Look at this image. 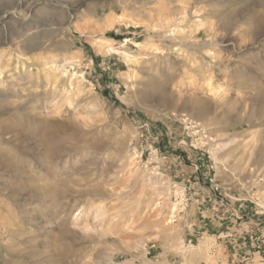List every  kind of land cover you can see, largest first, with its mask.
Instances as JSON below:
<instances>
[{
	"label": "rangeland",
	"instance_id": "obj_1",
	"mask_svg": "<svg viewBox=\"0 0 264 264\" xmlns=\"http://www.w3.org/2000/svg\"><path fill=\"white\" fill-rule=\"evenodd\" d=\"M224 210L264 232V0H0V264H264Z\"/></svg>",
	"mask_w": 264,
	"mask_h": 264
},
{
	"label": "crops",
	"instance_id": "obj_2",
	"mask_svg": "<svg viewBox=\"0 0 264 264\" xmlns=\"http://www.w3.org/2000/svg\"><path fill=\"white\" fill-rule=\"evenodd\" d=\"M213 209L216 210L215 206H213ZM215 210H213V211H215ZM216 211H219V210H216ZM226 211L227 210L223 211L226 214L222 217H218L220 219H218L217 221H216L215 217L213 218V216H212V219H214V221H212L210 219H208V221L202 220L201 225L208 226V228L211 230V232H215L213 235H215L217 237L222 234V230L224 231V230L228 229V230H232L233 232L235 230V231H237V233L234 232L235 234L233 233V237H236V238H233L232 240L233 241H240V244H244V243H246V241H249V240L252 242V244H254L255 240L258 241L261 238V232L264 233L263 229H261V227L260 228H254V230L250 231L248 228H246L245 223H243L242 224L243 228L241 230L239 229V231H238V229L235 227V225H233L234 223H232L233 222L232 218L229 217L230 212L228 213ZM235 212H237V211H235ZM214 215H217V214H214ZM202 223H204V224H202ZM238 232L239 233L241 232L242 234H244L243 238H246L245 242H242V240L240 239L242 234H239ZM254 234H255V236H254ZM225 236H227V234ZM226 241L231 242V239H226ZM236 246H238V248H240V245L235 244V243L231 246V248L236 249L235 248ZM236 250H238V249H236ZM231 254H232V252H231Z\"/></svg>",
	"mask_w": 264,
	"mask_h": 264
},
{
	"label": "bare ground",
	"instance_id": "obj_3",
	"mask_svg": "<svg viewBox=\"0 0 264 264\" xmlns=\"http://www.w3.org/2000/svg\"><path fill=\"white\" fill-rule=\"evenodd\" d=\"M155 87H158V86H155ZM155 89H157V90H154V91H157L158 93H160V96L163 95V90L162 89H160L159 87L158 88H155Z\"/></svg>",
	"mask_w": 264,
	"mask_h": 264
}]
</instances>
